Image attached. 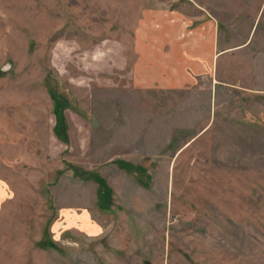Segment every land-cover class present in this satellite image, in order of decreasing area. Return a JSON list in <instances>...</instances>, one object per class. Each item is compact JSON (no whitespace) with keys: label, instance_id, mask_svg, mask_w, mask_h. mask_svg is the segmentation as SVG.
I'll return each instance as SVG.
<instances>
[{"label":"rangeland","instance_id":"obj_1","mask_svg":"<svg viewBox=\"0 0 264 264\" xmlns=\"http://www.w3.org/2000/svg\"><path fill=\"white\" fill-rule=\"evenodd\" d=\"M184 2L199 14L0 0V264H264V0L218 7L222 34L255 23L261 45L218 73L226 85H145L140 53Z\"/></svg>","mask_w":264,"mask_h":264},{"label":"crops","instance_id":"obj_2","mask_svg":"<svg viewBox=\"0 0 264 264\" xmlns=\"http://www.w3.org/2000/svg\"><path fill=\"white\" fill-rule=\"evenodd\" d=\"M189 1L192 8L200 11L199 14L186 13L183 9L187 5L185 2L175 3L167 14L168 18L156 24L155 33L136 62V77L141 83L172 90L193 85L200 77L210 75L214 85H226V80L220 79L218 73L226 71L225 66L242 55L258 52L256 49L261 46L258 43L250 48L255 37L251 40L255 23L240 25V22H232L229 27L231 35L228 37L222 34L218 7L229 5L232 14L237 16L238 0L220 3L218 0ZM215 107L216 102L211 103V111ZM210 124L211 121L204 124L197 135L203 131L205 134ZM193 138L185 142V145Z\"/></svg>","mask_w":264,"mask_h":264},{"label":"trees","instance_id":"obj_3","mask_svg":"<svg viewBox=\"0 0 264 264\" xmlns=\"http://www.w3.org/2000/svg\"><path fill=\"white\" fill-rule=\"evenodd\" d=\"M62 106V105H61ZM58 104V107L56 108V113L57 115V123L55 126V133L58 136V138H60L61 140L68 142V138L66 136V133H64L66 126H65V121H64V116H63V111H62V107ZM118 163L122 166V167H127L130 168L132 166L131 163H126L124 161H118ZM98 180H100L102 182V186L104 187L103 192H104V201L107 202V200L109 201V199L111 200V194L112 191L109 188V186L107 185L106 181L101 178V177H97Z\"/></svg>","mask_w":264,"mask_h":264}]
</instances>
